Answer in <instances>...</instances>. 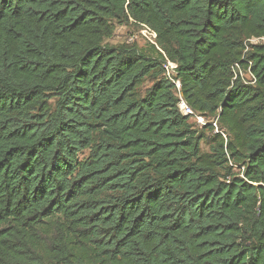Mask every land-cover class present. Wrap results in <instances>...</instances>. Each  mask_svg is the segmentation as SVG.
<instances>
[{"label":"trees","instance_id":"1","mask_svg":"<svg viewBox=\"0 0 264 264\" xmlns=\"http://www.w3.org/2000/svg\"><path fill=\"white\" fill-rule=\"evenodd\" d=\"M262 39L264 0H0V264H264Z\"/></svg>","mask_w":264,"mask_h":264},{"label":"rangeland","instance_id":"2","mask_svg":"<svg viewBox=\"0 0 264 264\" xmlns=\"http://www.w3.org/2000/svg\"><path fill=\"white\" fill-rule=\"evenodd\" d=\"M154 38H155L154 35L145 27H140L135 25H124V26H116L114 36L110 40L106 41V43L111 46H117L123 43L131 44V45L135 44L140 48L148 49L150 45L154 43ZM261 41H264V39H262ZM252 43H257V41L253 40ZM243 78L245 81H250V75L248 74V72L243 73ZM148 86L149 84L148 82H146L143 88ZM189 121L190 123L193 124L195 123L193 118H190ZM201 127L202 126H197L198 129H200ZM201 148L202 151H206L207 145L202 143ZM234 170L236 172H239V169L236 167L234 168Z\"/></svg>","mask_w":264,"mask_h":264},{"label":"built area","instance_id":"3","mask_svg":"<svg viewBox=\"0 0 264 264\" xmlns=\"http://www.w3.org/2000/svg\"><path fill=\"white\" fill-rule=\"evenodd\" d=\"M252 41L253 40H251V43H252ZM163 68H164V77L168 81H170L174 86V92H175L176 97L178 98L177 109H178L179 113L183 116H188L190 118H193L194 122L197 126H204L206 124H211L212 127L214 128V132L219 133L220 131H218L217 118H206L203 115L195 113L193 111V109L183 99L182 94H181V83H180L179 79L177 78L175 66L171 62L166 61L163 65ZM235 71L236 72H234V78L233 79H235L237 75H239L241 78H243L244 72L238 67V65H235ZM250 78L253 79V77L251 75H250ZM250 83L253 84L254 81H252L250 79ZM222 136L224 138H226V136L224 134H222Z\"/></svg>","mask_w":264,"mask_h":264}]
</instances>
